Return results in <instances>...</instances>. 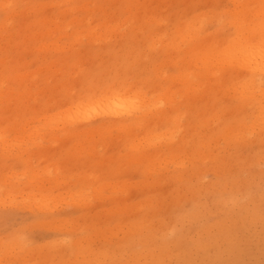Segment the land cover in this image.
Wrapping results in <instances>:
<instances>
[{
	"label": "rangeland",
	"instance_id": "obj_1",
	"mask_svg": "<svg viewBox=\"0 0 264 264\" xmlns=\"http://www.w3.org/2000/svg\"><path fill=\"white\" fill-rule=\"evenodd\" d=\"M258 14L259 17L264 18V0H0V133H6L8 141V143L0 144V264H55L57 261V264L61 262L70 264L73 259L72 244L77 241L82 247H85L84 245L87 243L85 248L90 254H98L102 251L111 252L117 250L120 245L124 246V242L122 243L124 231L137 224L136 221L145 223L149 221L153 225L158 221H163L164 224L161 222L162 225H160L163 228L160 227L159 231L156 230L157 234L159 232L158 236L163 234V230L166 233L165 221L167 218L170 222L177 223V227L181 226L182 222L185 224L182 225L183 228H177L180 240L186 235L189 236L188 239L186 236V240L190 241V238L193 240L199 236H195L199 231L201 233L202 230L203 233V230L207 231L208 229H211L213 234L206 237L205 235H208L206 231L201 233V237H198L199 242L206 243L207 240L215 239L216 236L221 238L227 235L226 231H223L224 227L223 233L215 234L218 231L215 226L221 221L223 223L225 220L228 221L225 215L221 217L224 214L223 211L216 212L218 207L215 202L218 195L221 197V194L211 189L210 184L220 182L221 175L215 172L218 168L222 169V171L219 170V173L226 171L228 169L226 161L236 158L237 163L230 170L238 175V172L241 171L240 176L244 174L243 177L239 176L242 179H238L237 183L242 180L247 181V179L248 181L254 180L255 177V180L251 182H258L257 184L260 183L263 186L264 149H257L256 144L260 134L255 131L253 136L250 134L251 137L246 138V143L249 145H244L239 149L223 142L219 135L220 127L223 123H233L240 117L239 112L234 114L228 110L235 103V100L230 98L233 96L228 94L225 96L229 98H226L221 94L225 92L224 87L228 89V73L225 77L222 73L216 78L203 77L204 71L202 70L204 68L199 58L202 59V56L210 51L211 46L212 49L220 47L218 48L220 50L221 46L224 47L231 43L239 29H258L260 27L257 24ZM239 25L242 27L240 28ZM193 40L194 42L189 43ZM247 45L254 51L264 50L258 39L255 38L249 40L245 46ZM197 47L199 51L198 49L191 51L192 48ZM196 63L200 69L193 68L197 66ZM209 70H213V66H210ZM199 73L201 74L199 75ZM232 73L236 74L234 71ZM241 76L244 75L237 77ZM257 80L261 83H259L261 89L264 88V73H259ZM201 84L203 85L201 86ZM210 87L215 91L210 90L213 92L209 93ZM193 90H198L196 97H194L196 91ZM172 94L173 96H171ZM199 96L201 97L199 98ZM102 97L108 99L107 101H114L113 107L107 108V110L111 108L109 112L106 110L107 113L103 111L105 107L102 104L100 108L95 107L98 100L103 103L106 101H103ZM118 98L122 99L123 104ZM93 101H96L94 106L91 105ZM116 102L118 103L116 104ZM83 105H88V108H84ZM107 105L111 104L108 102ZM130 105H132V109H136H133L134 111L131 108L128 109ZM220 106H225L227 109L218 111ZM117 107L121 108L120 112L126 109L129 114H125L127 113L125 110L123 116L119 112V115H116ZM97 110H102L106 114L102 111L99 113ZM145 110L147 111L145 112ZM217 117L219 120L216 122ZM57 118L61 119L57 120ZM122 124L124 126L130 124L131 130H125L126 128H123ZM121 125L125 131L121 129ZM170 131H174V135ZM183 139L189 143L186 153L177 150V146L182 143ZM202 140L208 142L206 147L210 148L211 156L215 157L216 155L217 159L224 161L219 160L216 169L214 168L212 171L208 165H205V168L201 162H195L198 165H193L194 163L191 162L190 146L193 142ZM170 142L171 144L174 142V145H171ZM176 154L178 161L174 157ZM178 154H180V159ZM256 154L260 155L261 165L259 166L257 161L255 168L256 162L251 165L247 161L249 156ZM181 158L185 159L184 162ZM182 162L184 164H181ZM244 163L247 167H244ZM241 165H244L243 169ZM222 166H225L226 170ZM149 170L153 172L149 173ZM233 173L231 172L228 176ZM235 179L237 180V178ZM251 182L245 186L253 184ZM237 183L234 184L239 186ZM190 185L204 190L199 189L201 191L200 199L195 200L196 204L202 203L199 206L200 209L202 207L201 216L208 208L207 204L217 208L215 211H213V207V210L211 209L216 216L209 208L207 211L211 212L212 217L205 211L206 213L203 215H207L202 216L204 220L202 217L196 219L201 218L205 223L210 219V222L206 223L207 226L203 225L205 223L200 221L201 219L199 220L200 224L198 221L193 223L192 220L185 217L193 207L192 201H188V198H191V193L184 190L186 186ZM236 185L235 188L238 187ZM93 186H96L97 191L102 186L100 193L97 192L94 195L87 191V194H82L80 205L85 203L79 207V194L84 189L92 191L90 188L95 189ZM257 186L259 187V185ZM249 187L243 189L240 185L238 190L242 191L241 189H243L242 197L248 193L245 198L248 200V196L252 197V202L256 199L253 203L259 206V198L264 196L262 195L264 186L261 189L256 187V190L255 184L254 187L253 185ZM122 188L124 190H121ZM208 188L210 190H207ZM238 190L236 188V192L239 194ZM180 191L183 196H180L182 199L177 203L179 205H170L169 202L175 200L174 198H179L177 195L180 194L178 193ZM234 191L233 193H236ZM39 193H43V196L47 193L49 198L46 201H50L49 204L45 201L46 195L43 198L32 199L35 194L40 196ZM76 193L78 197L74 196ZM238 194L237 198L239 199L240 195ZM242 197L239 199L240 204L238 205L240 206L247 202L246 199L245 202L242 201L244 199ZM260 199L264 206V199ZM74 201L77 202V205ZM148 202H152L157 208L153 211L141 212ZM159 202L161 206H159ZM252 202H247L250 206H242L251 207L254 205H251ZM5 203L7 204L4 205ZM43 203L48 207H42ZM141 205V209L138 208ZM40 206L42 211L41 209L37 211ZM229 206L231 207V204ZM230 207L231 215L232 212L235 213L233 219L238 218L237 210L233 209L232 211V207ZM110 208L111 210H109ZM122 209L126 213L124 211L122 213ZM260 210L264 214V207ZM217 213L221 215L219 216ZM183 216L187 221H184ZM169 221L166 224H170ZM195 223H197L196 226L198 224L201 226L198 225L199 228L191 229V227H195ZM209 224L211 225L209 226ZM227 224L229 223L227 222ZM60 225L61 228H64L61 229ZM258 225L261 227L258 228L259 226L255 225V230L256 226L262 230H256L257 234H264V226L262 228L261 224ZM230 226L234 225L230 224ZM205 227L206 229H204ZM225 227L228 228V226ZM234 228L227 229L228 234L232 232L231 234L236 236L237 231ZM181 230H185V232ZM102 231L106 236L99 234ZM240 232L243 233V231L238 232V241L243 238V235L240 236ZM190 234L195 237H191ZM202 236L205 237L202 238ZM262 237L264 238V235ZM160 238L154 241V245L160 248H162L160 245H164V249L169 247L166 248L167 252L173 253L172 250H168L177 247V252L180 251V254H183L181 250L183 252L185 248L186 250L189 248L185 246L184 239L181 241L185 247L181 245L182 247L179 248L180 243H176L174 248V245L171 247L170 244L174 243L173 236L170 234L165 239L163 238L165 241ZM243 241L245 240L242 239ZM261 241H257L258 245L257 242L254 244L255 246L250 245V248H253H248V250L252 252H247V249H244L245 251L241 252L243 255L238 252V245L242 247L241 241L237 242L238 245H235L233 249H226L229 252L223 251L227 254L232 252L236 256L235 258L245 254V261H241L243 258H240L239 262L241 263L239 264H264V244ZM60 242L64 246V250L67 247V251L63 250L64 252L60 251L58 255L54 254L50 262L51 246ZM187 242L185 243L187 244ZM194 243L188 245L193 247ZM139 245L134 243L138 249L133 247L132 251H141L143 246ZM176 250L173 251L176 252ZM194 250L192 248L191 258L198 256L192 259L196 260L195 264L198 262L200 264L204 256H201L200 260L199 254L195 255L197 252ZM234 250L237 253H234ZM213 251L206 250L205 260L203 259L204 262L202 260L201 264L208 262L209 258L207 257L210 255L213 261L212 256L216 258L224 253L222 251L220 256H215L212 255ZM226 253L223 254L224 257H221L222 260L219 258L220 262L216 261V264H225L223 258L231 260L233 254L227 255ZM249 253L255 254L249 255ZM175 254H170L173 259ZM200 254L203 255V252ZM124 258L126 257L124 256ZM170 258L172 257H169L168 260ZM198 258L200 261L197 260ZM176 259L178 260V258L173 261L171 259L172 264H178L179 260L176 261ZM181 259L183 260V258ZM215 260L214 263L212 262L213 264H215ZM237 260L234 259V264ZM167 262L166 264H168ZM171 262L169 263L171 264Z\"/></svg>",
	"mask_w": 264,
	"mask_h": 264
},
{
	"label": "bare ground",
	"instance_id": "obj_2",
	"mask_svg": "<svg viewBox=\"0 0 264 264\" xmlns=\"http://www.w3.org/2000/svg\"><path fill=\"white\" fill-rule=\"evenodd\" d=\"M162 1V0H161ZM54 4V3H53ZM3 6V5H2ZM86 6V5H85ZM87 8V7H86ZM129 12V11H128ZM260 13V12H259ZM260 15L258 14V17H257V20H258V22H257V24H258V26H260L258 29H239V31H237V35H236V37L235 38H233V41L231 42V43H229V44H227L226 46H224V47H222L221 46V49L219 50L218 48H220V47H218L217 49H216V47H214L215 49H212L213 47L211 46V48H210V51H205V52H207L204 56H202V59L201 58H199V61H201V63H202V65H203V68H204V70H202V71H204V73H203V77H205V76H212V77H217L219 74H221L222 73V75H224V77L225 76H227L228 77V83H229V85H227L228 86V89L227 88H223V89H225V92H222L221 94L222 95H224V97H226V96H228V94H231L232 96H233V98L232 97H230L231 99H234L235 100V103H234V105L230 108V109H228L230 112H234V114H235V112H239V115H240V117L238 118V119H236V120H234V122L233 123H230V124H228V123H223V125L220 127V131H219V135H220V137L223 139V142L225 143V144H227V145H233L234 146V148H240V147H242V146H244V145H249V144H247L246 143V138H248V137H251V136H249L250 134L252 135L253 134V132L255 131V132H257L258 134H260V137L258 138V141H257V144H256V146H257V149L258 148H262V149H264V88H262L261 89V86H260V82H258V76H259V73H264V50H253V48H251V47H249L248 45L247 46H245V44H248V41L249 40H253V38H255V39H258V42H260V46L264 49V18H261V17H259ZM261 16H263V15H261ZM56 22V21H55ZM123 23V22H122ZM127 23V22H126ZM124 24V23H123ZM3 25V24H2ZM191 26H192V24H191ZM240 26V28L242 27L241 25H239ZM114 27V26H113ZM68 28V27H67ZM237 28V27H236ZM136 29V28H135ZM115 30V29H114ZM119 30H121V29H119ZM192 30V29H191ZM181 32H182V30H180ZM60 32V31H59ZM117 32V31H116ZM140 32V31H139ZM191 33H192V31H191ZM185 34V33H184ZM190 34V33H189ZM60 36V35H59ZM81 37V36H80ZM78 38H79V36H78ZM196 39V38H195ZM205 41V40H204ZM190 42H194V40L193 41H189V43ZM208 42V41H207ZM208 44V43H207ZM209 45V44H208ZM207 45V46H208ZM214 45V44H213ZM220 45V44H219ZM203 46V45H202ZM202 46H200V47H202ZM165 48V47H164ZM205 48V47H204ZM195 49H198V47L197 48H192V50L191 51H193V50H195ZM201 49V48H200ZM212 49V50H211ZM201 50H204V49H201ZM208 50V49H207ZM190 51V52H191ZM198 51H199V49H198ZM195 57V56H194ZM198 57V56H197ZM192 59H194V58H192ZM197 59V58H196ZM195 60V59H194ZM192 60L190 59V62H191ZM198 61V60H197ZM196 61V62H197ZM198 61V62H199ZM194 62V61H193ZM189 63V62H188ZM192 63V62H191ZM195 64V63H194ZM196 65L197 66H194L193 68L195 69V68H198L199 66H198V64L196 63ZM210 66H213V70H209V67ZM201 68H202V66H201ZM191 69V68H190ZM198 69H200V68H198ZM232 71H234V72H236V74H233L232 73ZM201 72V71H200ZM223 72H225V74H223ZM226 73H228L227 75H226ZM196 74H198V73H196ZM201 73H199V75H200ZM198 75V76H199ZM239 75H244V76H241V77H237V76H239ZM185 76H187V75H185ZM195 76V75H194ZM221 76V75H220ZM196 77V76H195ZM223 76H222V78H224ZM237 77V78H236ZM179 78V77H178ZM188 79H189V77H187ZM197 78V77H196ZM212 79V78H211ZM262 79V78H261ZM183 80V79H182ZM185 80H186V78H185ZM218 80H220V79H218ZM181 81V80H180ZM223 81H224V79H223ZM259 81H261V80H259ZM264 81V80H263ZM191 83V82H190ZM218 83V82H217ZM260 83V84H259ZM193 84V83H192ZM224 84V83H223ZM203 84H201V86H202ZM217 85V84H216ZM219 85V84H218ZM263 85V84H262ZM199 86V85H198ZM214 85H212V87H213ZM190 87V86H189ZM192 87H193V85H192ZM200 87V86H199ZM194 88V87H193ZM196 88H198V87H196ZM211 88V87H210ZM214 89H215V87H213ZM202 89V88H201ZM206 89V88H205ZM214 89H209V91L210 90H213V91H215ZM191 90V89H190ZM192 91V90H191ZM194 91V90H193ZM196 91V92H195ZM194 92H195V96L194 97H196V94H198V90H195ZM213 91H210L209 93H211V92H213ZM222 91H224V90H222ZM216 93H217V91H216ZM169 94V93H168ZM176 94V93H175ZM174 94V95H175ZM117 95V94H116ZM226 95V96H225ZM171 96H173V94L171 95ZM176 96V95H175ZM190 96V95H189ZM210 96V95H209ZM230 96V95H229ZM106 97V96H105ZM201 96H199V98H200ZM108 98V97H107ZM177 98V97H176ZM175 98V99H176ZM205 98V97H204ZM226 98H229V97H226ZM102 99H103V101L104 100H106L104 103L101 101H97V99H96V101H97V105H95V107H98V108H100V105L102 104L104 107H105V110H103L104 112H106V110H107V108L109 107V106H112L113 107V105L112 104H114V101L113 100H111V101H107L108 99H106V98H104V97H102ZM117 99V98H116ZM119 99V98H118ZM125 99H126V97H125ZM125 99H123V100H125ZM168 99H169V96H168ZM133 100V99H132ZM131 100V101H132ZM166 100V99H165ZM96 101H93V104L91 103V105L92 106H94V102H96ZM119 101L121 102L122 101V99L120 100L119 99ZM126 101V100H125ZM127 101H129V99H127ZM130 101V102H131ZM172 101V100H171ZM170 101V102H171ZM203 101V100H202ZM109 102V104H111V105H107V103ZM111 102V103H110ZM123 102V101H122ZM121 102V104H123ZM137 102V101H136ZM140 102V101H139ZM100 103V104H99ZM105 103H106V105H105ZM118 102H116V104H117ZM128 103V102H127ZM126 103V104H127ZM135 103V102H134ZM141 103V102H140ZM175 103V102H174ZM211 103V102H210ZM75 104V103H74ZM82 104H84V103H82ZM86 104V103H85ZM116 104H115V107H116ZM81 105V104H80ZM88 105L90 106V103L88 102ZM87 105V106H88ZM136 105V104H135ZM138 106L140 105V104H137ZM83 106H85V105H83ZM87 106H85L84 108H86ZM141 106V105H140ZM144 106V105H143ZM80 107H82V105L80 106ZM91 107V106H90ZM114 107V108H115ZM132 107V105H130V107L128 106V109L129 108H131ZM230 107V106H229ZM228 107V108H229ZM88 108V107H87ZM118 108L119 107H117L116 109H117V111H116V115L118 114L119 115V113H120V115L121 116H123L122 114H123V112L126 110H123V112H120L121 110V108H119V111H118ZM123 108V107H122ZM79 109V108H78ZM91 109V108H90ZM132 109V108H131ZM134 110L136 109V108H133ZM132 109V110H133ZM225 109H227L225 106L224 107H219V109H218V111H225ZM81 110V109H80ZM111 110V108H109V110H107L108 112ZM112 110H113V108H112ZM133 110V111H134ZM68 111V110H67ZM89 111V110H88ZM98 111V110H97ZM99 111H102V110H99ZM98 111V112H99ZM102 111V112H103ZM129 111V110H128ZM142 111V110H141ZM147 110H145V112H146ZM70 112V111H69ZM81 112V111H80ZM82 112H83V110H82ZM97 112V113H98ZM103 112V113H104ZM119 112V113H118ZM126 112H127V110H126ZM130 112V111H129ZM151 112V111H150ZM149 112V113H150ZM210 112V111H209ZM94 113V112H93ZM100 113V112H99ZM98 113V114H99ZM102 113V114H103ZM107 113V112H106ZM106 113H104V114H106ZM110 113H112V112H110ZM125 113V112H124ZM148 113V112H147ZM158 113V112H157ZM219 113V112H218ZM76 114V113H75ZM98 114H96V115H98ZM101 114V115H102ZM125 114H129L128 112L127 113H125ZM142 114V113H141ZM152 114H154V113H152ZM65 116H66V114H64ZM72 115V114H71ZM112 115H113V113H112ZM147 115V114H146ZM202 115V114H201ZM230 115V114H229ZM233 115V114H232ZM60 116H62V115H60ZM68 116V115H67ZM73 116V115H72ZM76 116V115H75ZM86 116V115H85ZM99 116H100V114H99ZM108 116V115H107ZM126 116V115H125ZM200 116V115H199ZM216 116V115H215ZM228 116V115H227ZM69 117V116H68ZM206 117V116H205ZM226 117V116H225ZM62 118V117H61ZM61 118H57V120H59V119H61ZM70 118V117H69ZM85 118V117H84ZM83 118V119H84ZM98 118V117H97ZM143 118V117H142ZM219 117H217L216 118V122L219 120L218 119ZM221 118V117H220ZM64 119H65V121H66V117H64ZM73 119V118H72ZM137 119V118H136ZM71 120V119H70ZM87 120V119H86ZM90 120V119H89ZM95 120V119H94ZM180 120V119H179ZM221 120V119H220ZM63 121V120H62ZM64 121V122H65ZM69 121V120H68ZM174 121V120H173ZM214 121V120H213ZM67 122V121H66ZM159 123V122H158ZM174 123H175V121H174ZM204 123V122H203ZM53 124V123H52ZM131 124V123H130ZM130 124H129V126H124V124H122L123 125V128H126L125 130H127L128 131V129H130L131 130V127H130ZM210 124V123H209ZM63 125V124H62ZM73 125V124H72ZM122 125H121V129H123L122 128ZM126 125V124H125ZM133 125V124H132ZM208 127V126H207ZM25 129V128H24ZM52 129V128H51ZM118 130H119V128H117ZM177 129V128H176ZM180 129V128H179ZM208 129V128H207ZM108 130V129H107ZM124 130V129H123ZM124 130V131H125ZM258 130V131H257ZM20 131V130H19ZM25 131V130H24ZM23 131V132H24ZM88 131V130H87ZM109 131V130H108ZM181 131V130H180ZM179 131V132H180ZM3 132H5V131H3ZM91 132V131H90ZM99 132V131H98ZM102 132V131H101ZM169 132V131H168ZM173 135H174V133L172 132V131H170ZM177 132V131H176ZM21 133V132H20ZM32 133V132H31ZM82 133V132H81ZM100 133V132H99ZM131 133V132H130ZM167 133V132H166ZM200 133V132H199ZM6 134V133H5ZM5 134H2V133H0V144H2L3 142H7L8 143V141H7V136L5 135ZM43 134V133H42ZM94 134H95V131H94ZM101 134V133H100ZM164 134V133H163ZM2 135H4V136H2ZM12 135V134H11ZM127 135H129V134H127ZM177 135V134H176ZM254 135V134H253ZM252 135V136H253ZM100 136V135H99ZM247 136V137H246ZM257 136V135H256ZM92 137H94V136H92ZM185 137V136H184ZM212 137H214L213 135H212ZM51 138V137H50ZM107 138V137H106ZM105 138V139H106ZM161 138H163V137H161ZM160 138V139H161ZM206 138V137H205ZM209 138V137H208ZM253 138V137H252ZM55 139V138H54ZM103 139V138H102ZM169 139H171V138H169ZM3 140V141H2ZM23 140V139H22ZM21 140V141H22ZM122 140V139H121ZM204 140V139H203ZM196 141V142H193V144H192V146H190L191 147V154H192V164L193 165H195L196 163L195 162H201L202 163V165H204V167L206 168V166L208 165V167H209V169L212 171L215 167H216V165L218 164V162H219V160H222V159H217L218 157H216V155H215V157H213V156H211V154H210V148H207L206 147V145H207V143L205 142V141ZM249 140V139H248ZM10 141V140H9ZM173 141V140H172ZM210 141H211V139H210ZM12 142V141H11ZM88 142H90V141H88ZM120 142V141H119ZM165 142V141H164ZM182 143L180 144L179 143V145L177 146L178 147V151H181V152H185V151H187L186 150V148H187V145L189 144L188 143V141H186V139H185V141H184V139L181 141ZM92 143V142H91ZM116 143V142H115ZM118 143V142H117ZM138 143V142H137ZM246 143V144H245ZM253 143H254V141H253ZM12 144V143H11ZM16 144V143H15ZM97 144V143H96ZM99 144V143H98ZM148 144V143H147ZM170 144H171V142H170ZM7 145V144H6ZM37 145V144H36ZM137 145V144H136ZM153 145V144H152ZM155 145V144H154ZM171 145H174V142H173V144H171ZM151 146V145H150ZM189 146V145H188ZM211 146V145H210ZM9 147V146H8ZM11 147V146H10ZM31 147V146H30ZM137 147V146H136ZM170 147V146H169ZM189 147V148H190ZM212 147V146H211ZM226 147V146H225ZM89 148V147H88ZM214 148V147H213ZM249 148V147H248ZM252 148V147H251ZM256 148V147H255ZM5 149V148H4ZM19 149V148H18ZM135 149V148H134ZM237 149V150H238ZM3 150V149H2ZM139 150V149H138ZM141 150V149H140ZM189 151H190V149H188ZM241 150V149H240ZM110 151V150H109ZM248 151V150H247ZM254 151H255V149H254ZM228 152H230V151H228ZM97 153V152H96ZM186 153V152H185ZM263 153V152H262ZM17 154V153H16ZM19 154V153H18ZM190 154V155H191ZM9 155V154H8ZM91 155V154H90ZM92 155H93V153H92ZM175 155V154H174ZM180 156V154H178V157ZM174 157H176V160H177V154H176V156H174ZM185 157H186V154H185ZM187 157H188V154H187ZM262 157V156H261ZM94 158V157H93ZM156 158V157H155ZM166 158V157H165ZM169 158V157H168ZM240 158V157H239ZM242 159H243V157H241ZM263 158V157H262ZM179 159H180V157H179ZM236 159V158H235ZM235 159H231V160H228V161H230V162H228V161H226L227 162V166H228V169L226 170L224 167L225 166H222V168H224L226 171H223L222 173L220 172L219 173V170H221L222 171V169L220 168H218L217 169V171L215 172L216 174H219V175H221V180H220V182H218V183H214L215 182V180L213 181V183L214 184H210L211 185V189H213L214 191H218L219 192V194H221V197H220V195H218L219 197L216 199L217 201L215 202L216 203V206L218 207V211H216V212H221V211H223L222 213H224V214H222V216L221 217H223V215H225V218L226 219H228V221L227 220H225L224 221V223H226L227 224V222L229 223V224H224L222 221H221V223H220V221L217 219V221H219V223L220 224H218L217 223V221H216V223L218 224V225H216L215 227H213V228H215L216 230H218V231H216V233L215 234H217V232H222V229H223V227H224V229H223V231L225 230L226 231V233H227V235H225V234H222V235H225L224 237H221V238H217V236H216V238L215 239H209V240H207L206 238H204V239H206L207 240V242L206 243H201V242H199V236L201 237V235L206 231V230H203L204 232L202 233V230H201V233H199L198 232V234H196L195 236H197V235H199V236H197V238H195V239H193V240H191V238H190V241H192V242H190V241H188V240H186V236H187V239L189 238V236L188 235H184L185 236V238H181V240L183 241V239H184V244H185V246L188 248L187 250H186V248H185V251H183L182 252V248L181 249H179V250H181V253H183V254H180V251L179 252H177V250H176V248L177 247H175V244L177 243H180L179 244V248L180 247H185L182 243V241L180 240V237L178 236V229L177 228H181L182 227V225H185V224H182V222L180 223L181 224V226L179 225L178 227H177V223H174L173 221L172 222H170L169 221V218H167V221H165V225H166V233H164V230L162 229L163 227L162 226H160V225H162V223H163V221H158L160 224H157V223H155V225H153V223L152 224H150L149 223V221H147L146 223L145 222H139V221H136V222H138L137 224H135L134 226L132 225L131 227H128V229L127 230H125L124 231V238H122L123 240H122V243L124 244V246H122V245H120V246H118L119 248H117V250H113V251H111V252H104V251H102L101 253H98V254H90V252H88L87 250H86V241L85 240H83V242H85L86 244L84 245V244H82V245H84L85 247H82L80 244H78V241L77 242H74L73 244H72V252H73V259L72 260H74V261H72V263L73 264H118V261H119V264H166V261H168L167 263L168 264H170L169 262H171V259H172V261L175 259V258H178V260L180 261L181 260V262H179L177 259H176V261H178V264H192L193 263V261H194V263L193 264H195V261L196 260H193L192 258L193 257H198V256H193L192 258H191V256L193 255L192 254V248H194L195 250V252H197L196 254H195V252H194V254L195 255H198L199 254V256H200V260H201V256L203 257L202 258V260L204 259L205 260V255L204 254H206V250L207 251H209V250H214L213 252L214 253H212V255L214 254L215 256H220V254L222 253V251L223 250H226V249H230V248H232L233 249V247L235 246V245H238L237 244V242H240V244L242 243V247L240 246V245H238V248H239V251L238 252H243V250L244 249H247L246 251L248 252L249 250H248V248L249 249H252L253 247H251L250 248V245H254L257 241L259 242V241H261V239H264L262 236L264 235L263 233H261V235H259V234H257L258 232V228H260L261 226H259L258 224H261L262 225V228H263V224H264V214L263 213H261L260 211H262V210H260V209H262L264 206L262 205V201H261V199L260 198H262V200L264 199V196L263 197H260L259 198V200L261 201V203H260V201H258V203L262 206V208H260L259 206H257L255 203H253L254 201H256V199H254L253 200V202H252V197H250V196H248L249 197V199H250V201H248L247 200V198H245V197H247V194H246V196L245 197H242L243 195H242V193H243V189L245 188V187H249V186H251V185H253V187H254V184H255V190L257 189L256 187H258L257 185H259V187L261 186L260 185V183L259 184H257L256 182H251V181H254L255 180V177H254V180H249L248 181V179H247V181H243L242 180V182L241 181H239V182H241V183H237V181H238V179H240L239 178V176H240V172H238L239 173V175L238 174H234L233 173V170L231 171L230 169H232V167L233 166H235V164L237 163L236 162V160ZM260 159V155L259 154H256V155H251V156H249V158H248V163L249 164H255V162H256V164H255V168H256V165H257V161L259 162V161H261V160H259ZM157 160V159H156ZM181 160H183V158H181ZM181 160H179L180 162H181ZM185 160V159H184ZM184 160H183V162H184ZM263 160V159H262ZM174 161V160H173ZM178 161V160H177ZM187 161V160H186ZM103 162V161H102ZM132 162V161H131ZM152 162V161H151ZM181 163V164H184V163ZM222 162H224L223 160H222ZM225 162V163H226ZM246 162V163H247ZM22 163V162H21ZM154 163V162H153ZM189 163V162H188ZM224 163V164H225ZM264 163V162H263ZM191 164V163H190ZM223 164V165H224ZM154 165V164H153ZM196 165H198V163L196 164ZM206 165V166H205ZM245 165V166H244ZM244 167H247V165L244 163ZM258 165L260 166L261 164H260V162L258 163ZM183 166V165H182ZM191 166V165H190ZM226 166V167H227ZM242 165H241V167H242V169L244 168ZM152 167V166H151ZM175 167V166H174ZM178 167V166H177ZM185 167V166H184ZM201 167V166H200ZM203 167V166H202ZM218 167V166H217ZM219 167H221V166H219ZM237 168H238V165L236 166ZM251 167V166H250ZM253 167V166H252ZM180 168V167H179ZM240 168V167H239ZM209 169H207V170H209ZM216 169V168H215ZM234 169V168H233ZM48 170V169H47ZM152 170H153V168H152ZM151 170V171H152ZM155 170V169H154ZM157 170V169H156ZM163 170V169H162ZM161 170V171H162ZM183 170V169H182ZM200 170V169H199ZM236 170H238V169H236ZM249 170V169H248ZM151 171L149 170V173H151ZM160 171V172H161ZM215 171V170H214ZM229 171V172H228ZM153 172V171H152ZM164 172H165V170H164ZM193 172V171H192ZM200 172V171H199ZM198 172V173H199ZM227 172H228V174H227ZM233 173V175H230V176H228L230 173ZM245 172V171H244ZM249 174H250V172H248ZM181 174V173H180ZM184 174V173H183ZM186 174V173H185ZM193 174V173H192ZM256 174V173H255ZM255 174H254V176H255ZM259 174V173H258ZM262 174V173H261ZM151 175V174H150ZM153 175V174H152ZM196 175H197V172H196ZM200 175V174H199ZM198 175V176H199ZM238 175V176H237ZM244 175V174H243ZM243 175H241L242 177H243ZM13 176V175H12ZM180 176H182L183 177V175H180ZM190 176V175H189ZM240 176V177H241ZM178 175H177V179H178ZM182 177L180 178L181 179V181L183 180L182 179ZM259 177V176H258ZM263 177V176H262ZM10 178H12V177H10ZM17 178V177H16ZM149 178H150V176H149ZM151 178H152V176H151ZM174 178V177H173ZM176 178V177H175ZM196 178H197V176H196ZM235 178H237V180L235 179ZM249 178V177H248ZM257 178V177H256ZM165 179V178H164ZM192 179H193V175H192ZM216 179V178H215ZM242 179V178H241ZM240 179V180H241ZM244 179V178H243ZM251 179V178H250ZM252 179H253V177H252ZM258 179V178H257ZM260 179H262V178H260ZM13 181V180H12ZM175 181V180H174ZM178 181H179V179H178ZM264 181V180H263ZM183 182V181H182ZM232 182H236L237 184H239V186L238 185H236V184H234V183H232ZM248 182H251V183H253V184H251V185H247V186H245ZM57 183V182H56ZM60 183V182H59ZM178 183V182H177ZM2 184V183H1ZM82 184V183H81ZM86 184V183H85ZM131 184V183H130ZM151 184V183H150ZM192 184V183H191ZM231 184V185H230ZM233 184V185H232ZM250 184V183H249ZM257 184V185H256ZM262 184H263V186H264V183L262 182ZM61 185V184H60ZM135 185V184H134ZM231 186V188L229 189V187ZM235 185L236 186H238V187H240V185H241V188L243 187V189H241L242 191H240V190H238V189H240V188H238V187H236L237 188V190L238 191H240V193L238 194V192H236V188H235ZM126 186V185H125ZM132 186V185H131ZM229 186V187H228ZM263 186H261V187H263ZM94 187V186H93ZM97 187H99V186H97ZM101 187V189H102V186H100ZM99 187V188H100ZM116 187V186H115ZM150 187V186H149ZM258 187V188H259ZM261 187L259 188V189H261ZM38 188V187H37ZM83 188V187H82ZM88 188V187H87ZM90 188V187H89ZM95 189H93V188H90V189H92V191L91 190H83V191H81V194H79V199H78V201H79V207L80 206H82L84 203H83V201H82V205H80V199H81V197H82V194L84 195V194H87V193H94V195L95 194H97V192H99L100 193V191H101V189L99 190V191H97L98 189L96 188V186L94 187ZM107 188V187H106ZM113 188V187H112ZM117 188V187H116ZM133 188V187H132ZM159 188V187H158ZM234 188H235V191H234ZM109 189V188H108ZM111 189V188H110ZM126 189H129V188H126ZM199 189L201 190V188H196L195 186H193V185H190V186H186L185 187V191H187V192H189V193H191V198L189 199L188 198V201L190 200V202L192 201V205H193V207H192V211L187 215V216H185L187 219H189V220H192V222L194 223V221H198L199 222V220L201 219H198V220H196L197 218H199V217H202V216H205V215H207V214H210L212 211H211V209H212V207H210V205L209 204H207L208 205V208H206L205 209V211L207 212V214H204L203 215V213H206L205 211L202 213V216H201V212H200V210L202 209V207H201V209L199 208V206L202 204H199L198 202V204H196L195 203V200H197V199H200L199 198V194L201 193V191H204L203 189L201 190V191H199ZM205 189V188H204ZM246 189V188H245ZM249 189H251V190H253L252 188H250L249 187ZM264 189V188H263ZM39 190V189H38ZM121 190H124V188H122ZM207 190H210L209 188L207 189ZM231 190H233L234 192H236V193H233V191H231ZM88 191V192H87ZM103 192H104V189L102 190ZM106 191V190H105ZM108 192H109V190H107ZM114 192H115V190H113ZM249 192H250V190H248ZM36 192V191H35ZM39 192V191H38ZM69 192V191H68ZM87 192V193H86ZM11 193H13V192H11ZM80 193V192H79ZM89 193V194H90ZM119 193V192H118ZM126 193V192H125ZM178 193H180L179 195H177V198L178 199H176V198H174V197H172V198H174L175 200H173L172 202H169L170 203V205H173L174 206V204L176 205L177 203H179V202H181V197L180 196H183V194L181 195V191L180 192H178ZM39 194H41L40 196H37V194H35L34 196H33V194H32V196L34 197V198H32V199H39V198H43L44 196L42 195L43 193H39ZM237 194L238 195H240V197H242V198H244L242 201H244L245 199H246V201L248 202V203H250V202H252L251 203V205L252 204H254V205H256L255 207H253L254 205H252L251 207H247L249 204L246 202V204L244 203V204H241V206L240 205H238V204H240L239 202H240V197H239V199L237 198ZM255 194H256V192H255ZM261 194V193H260ZM12 195V194H11ZM49 195V194H48ZM56 195V194H55ZM78 194L76 193L74 196L76 197ZM201 195V194H200ZM211 195H213V194H211ZM236 195V196H235ZM262 195H264V194H262ZM27 196V195H26ZM47 196V195H46ZM72 196V195H71ZM93 196V195H92ZM97 196V195H96ZM164 196V195H163ZM172 196V195H171ZM190 196V195H189ZM252 196V195H251ZM7 197V196H6ZM29 197H31V196H29ZM78 197V196H77ZM100 197V196H99ZM106 197V196H105ZM188 197V196H187ZM255 197V196H254ZM5 198V197H4ZM48 196H47V198L45 199V201L46 200H48ZM53 198V197H52ZM64 198V197H63ZM112 198V197H111ZM256 198H257V196H256ZM10 199H12V198H10ZM30 199V198H29ZM28 199V200H29ZM76 199V200H77ZM92 199V198H91ZM99 199V198H98ZM107 199V198H106ZM115 199V198H114ZM124 199V198H123ZM170 199V198H169ZM206 199V198H205ZM14 200V199H13ZM25 200H27V198H25ZM50 200V199H49ZM53 200V199H52ZM64 200V199H63ZM72 200V199H71ZM74 200V199H73ZM89 200V199H88ZM177 200V201H176ZM239 200V201H238ZM9 201V200H8ZM39 201V200H38ZM41 201H42V199H41ZM58 201V200H57ZM67 201V200H66ZM66 201H63V202H66ZM91 201V200H90ZM237 201H238V203H237ZM27 202V201H26ZM31 202V201H30ZM37 202V201H36ZM50 202V201H49ZM49 202L48 201H46V203L47 204H49ZM213 202V203H214ZM245 202V201H244ZM39 203V202H38ZM40 203H42V202H40ZM55 203H56V201H55ZM74 203L76 204L77 202H75L74 201ZM209 203V202H208ZM264 203V202H263ZM7 203H5L4 205H6ZM47 204H45V203H43V205H42V207L43 206H47ZM59 204H60V202H59ZM66 204V203H65ZM74 204V205H75ZM159 204H160V202H159ZM158 204V205H159ZM203 204H206V203H203ZM231 204V207H232V211H233V209H236L237 210V215H238V218H234L233 219V217H234V212H232V215H231V212H230V209H229V205ZM16 205H17V203H16ZM24 205V204H23ZM73 205V204H72ZM73 205V206H74ZM77 205V204H76ZM75 205V206H76ZM137 205V204H136ZM166 205V204H165ZM179 204H177L176 206H178ZM207 205H205V207H207ZM233 205V206H232ZM242 205H247V206H242ZM61 206V205H60ZM86 206V205H85ZM159 206H161V204L159 205ZM172 206V207H173ZM229 206V207H228ZM237 206V207H236ZM238 206H240V207H238ZM250 206V205H249ZM23 207V206H22ZM35 207V206H34ZM36 207H38V206H36ZM35 207V208H36ZM41 206H40V208L37 210V211H39L41 208H42ZM48 207V206H47ZM99 207V206H98ZM121 207V206H120ZM132 207V206H131ZM131 207H130V209H131ZM140 207H142V205L141 206H138V208H140ZM181 207V206H180ZM219 207L221 208L220 210H219ZM230 207V208H231ZM234 207V208H233ZM253 207V208H252ZM259 207V208H258ZM35 208H33V209H35ZM63 208H65V207H63ZM157 208V206H155V205H153L152 204V202H148V203H146L145 204V206L141 209L142 211L141 212H145V211H153V210H155ZM159 208V207H158ZM161 208V207H160ZM163 208V207H162ZM161 208V209H162ZM189 208V207H188ZM210 208V211L211 212H209L208 213V211H207V209H209ZM25 209V208H24ZM33 209H31V210H33ZM46 209H48V208H46ZM56 209V208H55ZM127 209H129V208H127ZM132 209H133V207H132ZM131 209V210H132ZM164 209V208H163ZM168 209V208H167ZM214 209V210H213ZM213 211H215V209H217L216 207L214 208L213 207ZM44 210V209H43ZM53 210V209H52ZM109 210H111V208L109 209ZM118 210V209H117ZM137 210V209H136ZM187 210V209H186ZM260 210V211H259ZM41 211H42V209H41ZM63 211V210H62ZM122 211V213H123V211H124V213H126L125 212V210H121ZM184 211V210H183ZM202 211V210H201ZM235 211V210H234ZM44 212V211H43ZM128 212V211H127ZM215 212V213H216ZM263 212H264V210H263ZM166 213V212H165ZM175 214V213H174ZM212 214H214L213 212H212ZM219 216L221 215L220 213H217ZM149 215H151V214H149ZM211 215V214H210ZM214 216H216L215 214H214ZM146 217V216H145ZM155 217V216H154ZM162 217V216H161ZM185 217L183 216V218H184V221L186 220L187 221V219H185ZM211 217H212V215H211ZM218 217V216H217ZM216 217V218H217ZM131 218V217H130ZM153 218V217H152ZM152 218L150 219V221L152 222ZM208 218H209V216H208ZM149 219V218H148ZM164 219V218H163ZM179 219H181V218H179ZM202 219H203V217H202ZM200 220V221H203V220ZM214 219V218H213ZM232 219H233V221H232ZM143 220V219H142ZM183 220V219H182ZM206 220V219H205ZM210 219H208V220H206V223L208 224L210 221H209ZM235 220V221H234ZM169 221V223L170 224H166V222H168ZM178 221V220H177ZM183 221V222H184ZM207 221H209V222H207ZM191 222V221H190ZM204 222V221H203ZM212 222V221H211ZM232 222V223H231ZM61 223V222H60ZM185 223V222H184ZM200 223V222H199ZM205 223V222H204ZM203 224V225H206L207 226V224ZM213 223V222H212ZM211 223V224H212ZM215 223V222H214ZM224 225H223V224ZM66 224V223H65ZM164 224V223H163ZM196 224L197 223H195V227H191V229L192 228H194V229H197V227L199 228V226L198 225H200V224H198L197 226H196ZM211 224H209V226L211 225ZM230 224H232V225H234V226H230ZM62 225V224H61ZM61 225H60V228H61ZM67 225V224H66ZM127 225H128V223H127ZM126 225V226H127ZM186 225H187V223H186ZM191 225H193V224H191ZM255 225H257V226H259L258 228H257V226H256V230H255ZM63 226V225H62ZM70 226V225H69ZM100 226V225H99ZM189 227H190V224L188 225ZM187 226V228H189ZM201 226V225H200ZM225 226H228V228H226ZM55 227V226H54ZM56 227H58V226H56ZM80 227V226H79ZM123 227V226H122ZM125 227V226H124ZM160 227H162L161 228V230H163V234H161V235H159L158 236V234H159V232H158V234L156 233V230L158 229V231H159V229H160ZM235 227V228H234ZM59 228V227H58ZM62 228H64V227H62ZM61 228V229H62ZM164 228V229H165ZM183 228V227H182ZM181 228V229H182ZM203 228V227H202ZM229 228H234V230L236 229V231H237V235L235 236V235H233V234H231L232 232H230V234H228V232H227V229H229ZM123 229V228H122ZM151 229H152V233H151ZM168 229V230H167ZM190 229V230H191ZM204 229H206V227L204 228ZM214 229V230H215ZM66 230V229H65ZM78 230V229H77ZM186 230V229H185ZM185 230L183 231V230H181V231H183V232H185ZM189 230V229H188ZM188 230H187V232H188ZM211 230V229H210ZM209 229L207 230V231H209L210 233H208L207 231H206V233L208 234V235H205L206 237H208V236H210V234H213V233H211V231H210ZM260 230H262V229H260ZM259 230V231H260ZM70 231V230H69ZM109 231V230H108ZM192 231V230H191ZM231 231H233V230H231ZM239 231H243V233H241L240 232V236L242 237V235H243V238H241V240L240 241H238V238H239V236H238V232ZM111 233H112V231H110ZM170 232V233H169ZM117 233H118V231H117ZM192 233V232H191ZM197 233V232H196ZM205 233V234H206ZM223 233V232H222ZM101 236H103V235H105V233L102 231L101 233H99ZM109 234V233H108ZM170 234V236H173V239H172V241H173V243L174 244H170L171 245V247L173 246V248L175 247V249H169L168 251H170V250H172V252L175 254L176 252H177V255L175 254V256H174V259H173V256L172 255H174L173 253H170V252H167V249L169 248H167L166 246V248L164 249L163 247H164V245H160L162 248H160V247H157V246H155L154 244H155V240L156 239H159L160 237L163 239H165L166 237H168V235ZM194 234V233H193ZM191 235L190 234V236L192 237V236H194V235ZM96 235V234H95ZM115 235V234H114ZM106 236V235H105ZM194 236V237H195ZM205 236H202V238L203 237H205ZM214 236V237H215ZM111 237V236H110ZM117 237V236H116ZM181 237H182V235H181ZM213 237V236H212ZM96 238V237H95ZM160 238V239H161ZM201 238V240H203ZM163 239V241H165ZM196 239H198L197 240V242H195L194 243V241L196 240ZM242 239H244L245 241H243L242 242ZM259 239V240H258ZM104 240V239H103ZM106 240V239H105ZM104 240V241H105ZM111 240V239H110ZM137 240V242H135ZM64 241V240H63ZM82 241V240H81ZM81 241H79V242H81ZM109 241V240H108ZM158 241V240H157ZM166 241H169V239L167 240L166 239ZM181 241V242H180ZM188 241V242H187ZM61 242H62V240H61ZM55 243V244H53L52 246H51V249H52V251H50L49 253H50V257H49V261H50V259L52 258V256H54V254L56 255V253H57V255H58V253L60 252V251H62V252H64L65 250L67 251V247H66V249L64 250L63 248H64V246L62 245V243ZM82 242V243H83ZM94 242V241H93ZM121 242V241H120ZM185 242H187V244L185 243ZM244 242H245V244H244ZM256 243L257 245L259 244V243ZM262 242V244H264L263 242L264 241H261ZM118 244H119V242H117ZM117 243H116V245H117ZM121 243V244H122ZM134 243H138V245L140 244L141 246H143V249L141 250V251H139V252H134V251H132L133 250V247H137V246H134ZM169 243V242H168ZM190 243H194L193 244V247L191 248L188 244H190ZM50 244V243H49ZM65 244H66V242H65ZM157 244H159L158 242H157ZM176 244V245H177ZM261 244V245H262ZM8 245V244H7ZM17 245V244H16ZM15 245V246H16ZM97 245V244H96ZM115 245V244H114ZM114 245H113V247H114ZM139 245V246H140ZM182 245V246H181ZM44 246V245H43ZM169 246V245H168ZM247 246V248H245ZM255 246V245H254ZM263 246V245H262ZM261 246V247H262ZM8 247V246H7ZM260 247V246H259ZM9 248H10V246H9ZM12 248H14L13 246H12ZM47 248H49V247H47ZM264 248V247H263ZM263 248H261L262 250H263ZM43 249V248H42ZM137 249H138V247H137ZM255 249V248H254ZM260 249V248H259ZM64 250V251H63ZM102 250V249H101ZM173 250H176V252L175 251H173ZM184 250V249H183ZM201 250V251H200ZM203 250V251H202ZM205 250V251H204ZM238 250V249H237ZM65 251V252H66ZM117 251V252H116ZM227 252H229L228 250H226ZM245 251V250H244ZM7 252V251H6ZM31 252V251H30ZM34 252V251H33ZM42 252V251H41ZM61 252V253H62ZM200 252L202 253L203 252V255L202 254H200ZM224 252V251H223ZM231 252V251H230ZM236 251L234 250V253H235ZM247 252H245V253H247ZM249 252H252V251H249ZM255 252H256V250H255ZM124 253H125V255H124ZM172 254V255H170V254ZM207 253H210V252H207ZM226 252H224L223 254H225ZM237 253V252H236ZM263 253H264V251H263ZM9 254V253H8ZM27 254V253H26ZM179 254V255H178ZM211 254V253H210ZM223 254H221V256L220 257H216V258H214V256H212L213 257V261H214V259H216L215 260V264H216V261H219L220 262V260H219V258L222 260V258L221 257H224L225 255H223ZM227 254V253H226ZM231 254H233L232 252L230 253V254H227V255H231ZM242 255H243V253H241ZM240 254V255H241ZM255 254V253H254ZM254 254H250L249 253V255H254ZM260 254H262V253H260ZM260 254H258V255H260ZM64 255V254H63ZM170 255V256H169ZM180 255H182L183 257H181ZM223 255V256H222ZM241 255V256H242ZM248 255V256H249ZM5 256V255H4ZM33 256V255H32ZM124 256L126 257V258H124ZM180 256V257H179ZM237 256H238V254H237ZM244 256H246L245 254H244ZM244 256H242V257H238V258H235L236 256H234V254H233V257H234V259H238L237 261H236V264H239V263H241V262H239V260H241L240 258H243L241 261H245V258H244ZM66 257H68V255H66ZM169 257H172V258H170L169 260H168V258ZM227 257V256H226ZM231 257V256H230ZM233 257L231 258V260L229 261V260H227V259H224L223 258V260H224V262H225V264H234V259H233ZM181 258H183V260L181 259ZM207 258H211V255H210V257H207ZM227 258H229V257H227ZM259 258V257H258ZM192 259V260H191ZM196 259V258H195ZM209 259H207L208 260V262H209V264L211 263V264H213L214 262L212 261V258H211V260L209 261ZM218 259V260H217ZM0 260H1V258H0ZM3 260V259H2ZM65 260V259H64ZM197 260H199V258L197 259ZM199 260V261H200ZM202 260L200 261V264L202 263ZM204 260H203V262H204ZM31 261V260H30ZM71 261H70V264H72L71 263ZM176 261H174V263H176ZM232 261V262H231ZM51 262V261H50ZM58 262V261H57ZM57 262L55 263V264H57ZM65 262V261H64ZM68 262V261H67ZM192 262V263H191ZM208 262H205V264H208ZM213 262V263H212ZM218 262V263H219ZM1 263V262H0ZM54 263V262H53ZM63 262H61L60 264H62ZM173 262H171V264H172ZM63 264H66V263H63ZM197 264V263H196ZM198 264H199V262H198ZM220 264V263H219ZM221 264H223V263H221ZM244 264V263H243Z\"/></svg>",
	"mask_w": 264,
	"mask_h": 264
}]
</instances>
